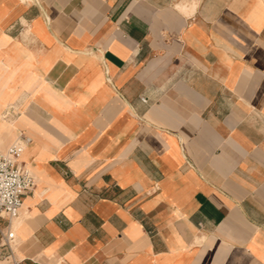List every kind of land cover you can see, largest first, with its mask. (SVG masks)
Listing matches in <instances>:
<instances>
[{"label": "crops", "instance_id": "0c3cea01", "mask_svg": "<svg viewBox=\"0 0 264 264\" xmlns=\"http://www.w3.org/2000/svg\"><path fill=\"white\" fill-rule=\"evenodd\" d=\"M1 32L39 77L14 264H264L261 0H0Z\"/></svg>", "mask_w": 264, "mask_h": 264}, {"label": "rangeland", "instance_id": "374dc122", "mask_svg": "<svg viewBox=\"0 0 264 264\" xmlns=\"http://www.w3.org/2000/svg\"><path fill=\"white\" fill-rule=\"evenodd\" d=\"M260 2V0H259ZM264 9V0H261ZM15 41V42H14ZM20 45L16 39H11L6 33L0 34V150L5 149L19 133L18 126L23 123L24 113H19L27 104V97L22 87L29 88L33 94L37 91L35 87L39 77L30 70V61L22 62L19 55L12 52ZM24 47V46H23ZM20 48V46H19ZM25 54V52H24ZM29 69V72L26 71ZM26 157V151L20 158ZM17 219H11L15 224ZM6 243L0 234V264H14L12 255V244Z\"/></svg>", "mask_w": 264, "mask_h": 264}, {"label": "built area", "instance_id": "2783aa9c", "mask_svg": "<svg viewBox=\"0 0 264 264\" xmlns=\"http://www.w3.org/2000/svg\"><path fill=\"white\" fill-rule=\"evenodd\" d=\"M140 99L146 101L145 97ZM30 142L31 137L19 131L17 138L0 150V234L8 245L15 238V232L10 226L11 219L19 216L22 197L36 183L35 176L20 162V157Z\"/></svg>", "mask_w": 264, "mask_h": 264}, {"label": "bare ground", "instance_id": "6f19581e", "mask_svg": "<svg viewBox=\"0 0 264 264\" xmlns=\"http://www.w3.org/2000/svg\"><path fill=\"white\" fill-rule=\"evenodd\" d=\"M26 148H27V147H26ZM26 148H25L24 152L22 153V155L25 153ZM22 155H21V156H22ZM17 217H18V216H17ZM17 217H15V218H17ZM15 218H12V219L14 220ZM12 224H13V223H12ZM13 262H14V260H13Z\"/></svg>", "mask_w": 264, "mask_h": 264}]
</instances>
